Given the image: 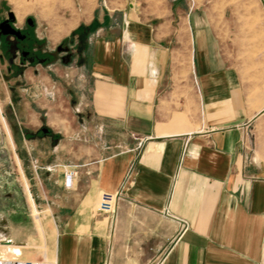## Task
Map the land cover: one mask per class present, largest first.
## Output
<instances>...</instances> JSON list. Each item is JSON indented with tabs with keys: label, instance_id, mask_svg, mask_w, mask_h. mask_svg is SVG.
<instances>
[{
	"label": "crops",
	"instance_id": "obj_1",
	"mask_svg": "<svg viewBox=\"0 0 264 264\" xmlns=\"http://www.w3.org/2000/svg\"><path fill=\"white\" fill-rule=\"evenodd\" d=\"M165 2L82 0L77 11L76 26H93L71 43L88 75L77 112L108 119L110 135L99 123L81 142L85 123L56 120L51 137L68 138L56 187L75 172L64 217L41 190L56 264H264V23H205ZM104 193L118 194L112 216L96 210Z\"/></svg>",
	"mask_w": 264,
	"mask_h": 264
},
{
	"label": "rangeland",
	"instance_id": "obj_2",
	"mask_svg": "<svg viewBox=\"0 0 264 264\" xmlns=\"http://www.w3.org/2000/svg\"><path fill=\"white\" fill-rule=\"evenodd\" d=\"M179 2L181 7L185 5L208 15L204 17L205 23L251 26L264 23V0H166L165 3L167 9L173 10ZM81 5L82 0H0V19L10 11L19 28H25L30 20L42 56H47L46 52L53 56L42 65L32 64L10 81L7 79L11 74L5 72L6 60L0 61V264L54 261L48 257L50 248L44 244L39 217L43 187L51 192L59 215L64 217L67 212L68 188L59 190L54 180L57 173L68 168V138L66 129L51 137L56 120L64 126L72 120L85 123L80 130L81 142L98 139L99 123L101 132L106 127L110 135L108 119L100 121L93 113L77 112L88 101L79 77L88 75L76 68L78 55L71 43L85 41L93 30L90 24L76 26ZM171 18L172 24L180 22L176 15ZM56 141L61 144L54 156L61 158L60 167H52L47 160L50 145ZM27 189L33 204L29 202ZM34 210L39 227L35 224ZM8 239L15 244L5 247L4 241Z\"/></svg>",
	"mask_w": 264,
	"mask_h": 264
},
{
	"label": "flooded vegetation",
	"instance_id": "obj_3",
	"mask_svg": "<svg viewBox=\"0 0 264 264\" xmlns=\"http://www.w3.org/2000/svg\"><path fill=\"white\" fill-rule=\"evenodd\" d=\"M26 23L25 28H19L15 25L14 15L9 17L8 12L6 17L0 19V61L6 60L5 72L11 74L8 81L29 69L32 64L42 65L53 57L51 52L42 56L43 50L38 44L39 38L32 31V22L27 20Z\"/></svg>",
	"mask_w": 264,
	"mask_h": 264
},
{
	"label": "built area",
	"instance_id": "obj_4",
	"mask_svg": "<svg viewBox=\"0 0 264 264\" xmlns=\"http://www.w3.org/2000/svg\"><path fill=\"white\" fill-rule=\"evenodd\" d=\"M74 175H75V172L73 170H65L64 182H63V186L65 188L71 187ZM117 199H118V194L104 193L99 200L96 210L103 214H107L108 216H112L115 211V204H116ZM28 263L32 264L34 262H28ZM37 263L56 264L55 261H46V260L42 262H37ZM154 264H161V261H156Z\"/></svg>",
	"mask_w": 264,
	"mask_h": 264
},
{
	"label": "water",
	"instance_id": "obj_5",
	"mask_svg": "<svg viewBox=\"0 0 264 264\" xmlns=\"http://www.w3.org/2000/svg\"><path fill=\"white\" fill-rule=\"evenodd\" d=\"M8 15H9V17H13V14L10 11L8 12ZM7 243H10V242L7 241Z\"/></svg>",
	"mask_w": 264,
	"mask_h": 264
},
{
	"label": "bare ground",
	"instance_id": "obj_6",
	"mask_svg": "<svg viewBox=\"0 0 264 264\" xmlns=\"http://www.w3.org/2000/svg\"><path fill=\"white\" fill-rule=\"evenodd\" d=\"M14 261L17 262V261H21V260H14ZM10 262H12V261H10ZM25 262H26V261H25ZM34 263H35V262H34ZM34 263H32V264H34ZM27 264H29V263H27ZM36 264H42V263H37V262H36Z\"/></svg>",
	"mask_w": 264,
	"mask_h": 264
},
{
	"label": "trees",
	"instance_id": "obj_7",
	"mask_svg": "<svg viewBox=\"0 0 264 264\" xmlns=\"http://www.w3.org/2000/svg\"><path fill=\"white\" fill-rule=\"evenodd\" d=\"M83 41V40H82Z\"/></svg>",
	"mask_w": 264,
	"mask_h": 264
}]
</instances>
